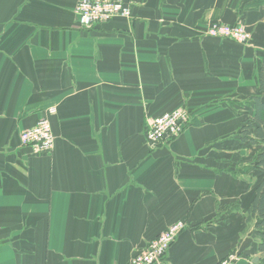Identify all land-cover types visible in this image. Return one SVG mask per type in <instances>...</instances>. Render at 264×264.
<instances>
[{"label":"crops","instance_id":"crops-1","mask_svg":"<svg viewBox=\"0 0 264 264\" xmlns=\"http://www.w3.org/2000/svg\"><path fill=\"white\" fill-rule=\"evenodd\" d=\"M79 1L0 0V264H129L179 220L158 264H259L247 216L262 174L239 131L264 0H126L131 17L90 28ZM213 20L252 38L211 37ZM50 107L54 147L35 154L20 135ZM180 107V135L150 148L148 120Z\"/></svg>","mask_w":264,"mask_h":264},{"label":"built area","instance_id":"built-area-1","mask_svg":"<svg viewBox=\"0 0 264 264\" xmlns=\"http://www.w3.org/2000/svg\"><path fill=\"white\" fill-rule=\"evenodd\" d=\"M81 26L93 27L106 23L116 17L128 18L132 15V7L126 0H80L76 7ZM206 33L211 37L227 38L240 44L248 43L252 32L244 22L228 24L221 20H213L208 24ZM57 108L50 107L38 121L21 132L20 138L24 146L30 147L35 154L50 151L54 147L55 135L51 116ZM189 119L185 108H175L148 120L146 139L150 148L173 139L180 135ZM187 228V223L179 220L159 235L153 238L147 247L132 257L129 264H158L161 263L180 234ZM238 260L236 253L228 254L218 264H235Z\"/></svg>","mask_w":264,"mask_h":264},{"label":"trees","instance_id":"trees-1","mask_svg":"<svg viewBox=\"0 0 264 264\" xmlns=\"http://www.w3.org/2000/svg\"><path fill=\"white\" fill-rule=\"evenodd\" d=\"M259 90L260 93L252 97L254 113L244 120L239 131V139L243 143L257 147L255 168L261 172L262 177L251 202L247 221L254 224L258 250L262 255L259 264H264V61L259 69Z\"/></svg>","mask_w":264,"mask_h":264},{"label":"water","instance_id":"water-1","mask_svg":"<svg viewBox=\"0 0 264 264\" xmlns=\"http://www.w3.org/2000/svg\"><path fill=\"white\" fill-rule=\"evenodd\" d=\"M257 260H259V257H256L255 262H256Z\"/></svg>","mask_w":264,"mask_h":264},{"label":"rangeland","instance_id":"rangeland-1","mask_svg":"<svg viewBox=\"0 0 264 264\" xmlns=\"http://www.w3.org/2000/svg\"><path fill=\"white\" fill-rule=\"evenodd\" d=\"M236 42V41H235ZM238 43V42H237ZM240 44V43H239Z\"/></svg>","mask_w":264,"mask_h":264}]
</instances>
